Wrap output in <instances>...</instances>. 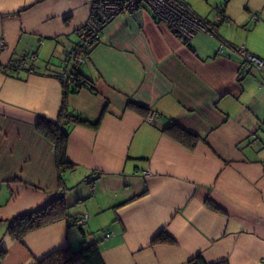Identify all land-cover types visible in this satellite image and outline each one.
<instances>
[{
	"label": "crops",
	"instance_id": "1",
	"mask_svg": "<svg viewBox=\"0 0 264 264\" xmlns=\"http://www.w3.org/2000/svg\"><path fill=\"white\" fill-rule=\"evenodd\" d=\"M185 2L216 37L182 40L148 8L122 14L79 68L94 92L70 93L60 76L91 1L0 0V264H36L87 243L104 264H188L197 255L264 264V72L240 79V55L218 51L223 42L264 60V0ZM24 54L37 56L32 73L5 68ZM131 102L159 116L147 122ZM63 107L100 124L70 126L74 167L60 175L36 124ZM171 123L196 133V146L166 135ZM57 197L70 218L10 237L8 220ZM163 230L173 242L153 243Z\"/></svg>",
	"mask_w": 264,
	"mask_h": 264
},
{
	"label": "built area",
	"instance_id": "2",
	"mask_svg": "<svg viewBox=\"0 0 264 264\" xmlns=\"http://www.w3.org/2000/svg\"><path fill=\"white\" fill-rule=\"evenodd\" d=\"M90 14L85 26L78 31V41L66 53L64 68L60 76L62 83L72 84L76 81V71L86 61L92 46L100 39L104 27L122 14H136L141 9L148 8L155 19L166 24L182 40L193 38L198 32L216 37L213 25L196 14L185 0H90ZM254 19V18H252ZM220 23L221 17L215 19ZM4 45V39L0 38V50ZM237 53L241 57L239 73L240 77L248 76L250 72H264V60L249 53L243 46L219 45V52L225 49ZM37 56L21 55L16 60L10 61L5 68L13 72H33ZM159 113L150 109L145 120L153 122ZM146 172V171H145ZM148 173V172H147ZM88 214L77 217L74 220L76 226H83L88 219ZM109 234H105V237Z\"/></svg>",
	"mask_w": 264,
	"mask_h": 264
},
{
	"label": "trees",
	"instance_id": "3",
	"mask_svg": "<svg viewBox=\"0 0 264 264\" xmlns=\"http://www.w3.org/2000/svg\"><path fill=\"white\" fill-rule=\"evenodd\" d=\"M222 12V9L220 10ZM224 19L221 18V21ZM76 81L72 84L65 83V89L70 93H77L80 89L86 87L94 92V85L92 81L85 78L79 69L76 71ZM132 110L143 116H147L149 108L131 102ZM100 124V118L95 121L82 118L79 115L68 112L63 107L55 121L49 120L46 117H39L36 124L37 131L53 146L54 159L61 175L64 167L73 168L74 165L68 160L66 155V143L68 139L69 128L72 125H82L97 129ZM164 133L176 140L177 142L193 148L199 141V136L183 127L171 123L163 129ZM207 205L216 209L215 204L209 199L206 200ZM69 207L66 206L61 197H57L52 203L40 208L36 211L20 214L7 221V232L14 240L20 241L28 232L42 228L56 220L70 218L68 214ZM77 217L73 219L76 220ZM81 229V227H80ZM153 243H172L173 239L169 237L165 231L158 233L153 238ZM36 264H104L100 249L97 243L82 244L78 249L62 248L54 250L42 259L38 260ZM188 264H207L200 255L190 259ZM213 264H228L226 260L216 262Z\"/></svg>",
	"mask_w": 264,
	"mask_h": 264
},
{
	"label": "rangeland",
	"instance_id": "4",
	"mask_svg": "<svg viewBox=\"0 0 264 264\" xmlns=\"http://www.w3.org/2000/svg\"><path fill=\"white\" fill-rule=\"evenodd\" d=\"M198 33H200V32H198ZM201 33H203V32H201ZM238 78L243 79L244 76H243V77H240V76L238 75ZM144 174L147 175L148 173H147V172H144ZM78 228L80 229V227H78ZM81 228H82V227H81Z\"/></svg>",
	"mask_w": 264,
	"mask_h": 264
},
{
	"label": "water",
	"instance_id": "5",
	"mask_svg": "<svg viewBox=\"0 0 264 264\" xmlns=\"http://www.w3.org/2000/svg\"><path fill=\"white\" fill-rule=\"evenodd\" d=\"M254 72H250L248 75H252Z\"/></svg>",
	"mask_w": 264,
	"mask_h": 264
}]
</instances>
